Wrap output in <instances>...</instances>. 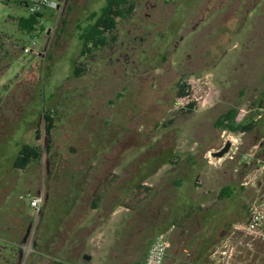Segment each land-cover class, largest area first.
I'll use <instances>...</instances> for the list:
<instances>
[{
  "label": "rangeland",
  "instance_id": "1",
  "mask_svg": "<svg viewBox=\"0 0 264 264\" xmlns=\"http://www.w3.org/2000/svg\"><path fill=\"white\" fill-rule=\"evenodd\" d=\"M54 1L26 32L16 18L32 1L0 0V264H132L159 232L171 240L163 264H264V241L237 227L264 194L243 160L264 159V0H132L115 42L88 56L78 34L105 0ZM233 106L250 129L215 126ZM228 135L233 147L210 158ZM25 143L40 159L14 168ZM226 185L233 198L219 200Z\"/></svg>",
  "mask_w": 264,
  "mask_h": 264
},
{
  "label": "trees",
  "instance_id": "2",
  "mask_svg": "<svg viewBox=\"0 0 264 264\" xmlns=\"http://www.w3.org/2000/svg\"><path fill=\"white\" fill-rule=\"evenodd\" d=\"M26 2V0H15V2ZM134 9V1L132 0H105L104 5L99 9V11H94L90 15V20L88 24L83 26L80 29L78 34L79 42H80V50L79 56H88L93 51L100 49L109 43H112L115 40V36L113 35V30L117 26V18L127 17L132 10ZM43 18V12L38 10L35 12H30L28 15H21L16 18L18 28L20 30L31 32L36 29V24H39L41 19ZM43 29V27H42ZM1 46V43H0ZM50 59V55L48 56ZM83 62H75L72 70V74L74 77H79L85 71L82 68ZM176 96L183 97L188 95L187 87L183 83H179L177 85ZM194 102L191 101L187 103L186 107L188 111H192L194 108ZM239 108L237 106H233L223 113H221L215 121V126L228 130L230 132L242 131L243 129H250L247 126V123L253 121L252 117L244 118L242 120H237ZM45 139H46V147L49 146L50 143V133L53 127L52 123V115L49 111H45ZM250 120V121H249ZM36 136L39 138L40 130L36 128ZM41 149L39 146L31 145V144H22L18 154L15 156L13 166L17 169H25L28 164L32 161L40 159ZM232 188L229 185L222 187L218 193L217 198L219 200H228L229 198H233ZM101 193L96 194L94 196L92 208L99 207V203L102 200ZM144 260V258H143ZM143 260L135 261L132 264H142Z\"/></svg>",
  "mask_w": 264,
  "mask_h": 264
},
{
  "label": "built area",
  "instance_id": "3",
  "mask_svg": "<svg viewBox=\"0 0 264 264\" xmlns=\"http://www.w3.org/2000/svg\"><path fill=\"white\" fill-rule=\"evenodd\" d=\"M31 3L28 4V8L30 12H35L40 10L44 6L59 8L60 3L55 2L54 0H30ZM38 25V24H36ZM4 42H9L8 39L4 38ZM35 38H31V43L35 44ZM16 47L23 51V52H31L37 54V50L33 46H28L24 43L16 44ZM225 132V131H224ZM226 137L229 139L231 145L230 148L236 143L234 138ZM228 154V153H227ZM210 158H215L209 154ZM232 158V155L229 156ZM243 160L248 164L254 166V171L258 172L260 175L264 176V159L260 157H252L249 154L243 155ZM209 163H213L211 160H208ZM248 176V175H247ZM251 179L245 180L242 182L248 188H252L255 190V183H250ZM43 203V196L42 195H35L31 198L30 205L34 208L35 211L38 213L41 210ZM240 228L244 233L248 235H252L258 239L264 241V194L261 198L257 201V199H251V201L247 205V214L245 221L237 226ZM171 247V240L169 237L163 233H157L145 254L144 260L142 264H163L164 259L167 255L168 250Z\"/></svg>",
  "mask_w": 264,
  "mask_h": 264
},
{
  "label": "crops",
  "instance_id": "4",
  "mask_svg": "<svg viewBox=\"0 0 264 264\" xmlns=\"http://www.w3.org/2000/svg\"><path fill=\"white\" fill-rule=\"evenodd\" d=\"M156 174H158V173H156ZM175 184H177L179 187H180V185H181V187H183V185H184V181H181V180H177V181H175ZM178 187V188H179ZM182 189V188H181ZM96 194H99L98 192H96V193H94V196L96 195ZM103 197V196H102ZM103 199V198H102ZM176 204V203H175ZM189 201H187L186 199H182L181 201H179V202H177V205L181 208V210H183L184 208H187V207H189ZM96 209H98V207L97 208H93V212H94V210H96ZM119 210H115L113 213H112V215L114 216L117 212H118ZM110 219V218H109ZM108 219V220H109ZM107 220V221H108ZM105 222H102L101 223V226H104V225H108V223H105ZM101 235H102V231L100 232V233H96V234H93L92 236H91V239H90V241L91 242H97V243H100L101 241H102V237H101ZM94 246V245H93ZM95 246H97V245H95ZM92 254L93 253H91V257H92ZM91 259V258H90Z\"/></svg>",
  "mask_w": 264,
  "mask_h": 264
},
{
  "label": "water",
  "instance_id": "5",
  "mask_svg": "<svg viewBox=\"0 0 264 264\" xmlns=\"http://www.w3.org/2000/svg\"><path fill=\"white\" fill-rule=\"evenodd\" d=\"M230 145H231L230 141H226L220 149L213 151L212 155L218 158L222 157L226 152H228ZM83 258L85 260H90L91 256L88 254H84Z\"/></svg>",
  "mask_w": 264,
  "mask_h": 264
},
{
  "label": "flooded vegetation",
  "instance_id": "6",
  "mask_svg": "<svg viewBox=\"0 0 264 264\" xmlns=\"http://www.w3.org/2000/svg\"><path fill=\"white\" fill-rule=\"evenodd\" d=\"M132 11H133V10H132ZM131 13H132V12H131ZM131 13H130V14H131ZM130 14H129V15H130ZM114 42H115V40H114L112 43H114Z\"/></svg>",
  "mask_w": 264,
  "mask_h": 264
}]
</instances>
